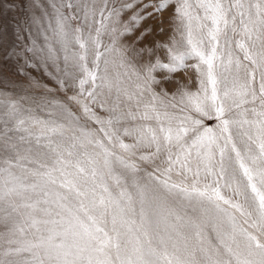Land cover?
Wrapping results in <instances>:
<instances>
[{"label":"snow or ice","instance_id":"snow-or-ice-1","mask_svg":"<svg viewBox=\"0 0 264 264\" xmlns=\"http://www.w3.org/2000/svg\"><path fill=\"white\" fill-rule=\"evenodd\" d=\"M27 6L4 51L26 87L0 91V264H264V0Z\"/></svg>","mask_w":264,"mask_h":264},{"label":"rangeland","instance_id":"rangeland-1","mask_svg":"<svg viewBox=\"0 0 264 264\" xmlns=\"http://www.w3.org/2000/svg\"><path fill=\"white\" fill-rule=\"evenodd\" d=\"M29 0H0V91L6 92L9 95L19 94L22 91V87H26V82L23 77L14 75V69L12 62L5 61L4 51L14 43H17L15 31L18 26L25 27L28 23V17L32 12V9L28 7ZM15 5V7H12ZM169 10L164 12L157 19H150L146 21L144 26H151L153 31L149 34L143 43H153L156 41H167L171 34V27L169 26ZM163 20V24L159 21ZM163 27L164 32L160 33L159 29ZM139 31L137 32V35ZM107 42V38H105ZM143 46V44L141 45ZM162 58L163 53H161ZM166 59V58H165ZM33 76L40 77L39 70L33 71ZM158 78H163L167 74L165 72L156 73ZM174 79L181 81L188 85L192 90H195L196 84L194 80V73L192 70H188L187 74L178 72L175 74ZM44 82H47V78H44ZM163 86L168 89L169 92L173 91L175 84L164 81ZM32 95H39V92H33ZM62 95V94H61ZM210 125H214L215 121H208Z\"/></svg>","mask_w":264,"mask_h":264}]
</instances>
